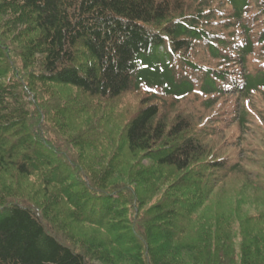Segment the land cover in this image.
Listing matches in <instances>:
<instances>
[{"label": "trees", "instance_id": "obj_1", "mask_svg": "<svg viewBox=\"0 0 264 264\" xmlns=\"http://www.w3.org/2000/svg\"><path fill=\"white\" fill-rule=\"evenodd\" d=\"M261 91L264 0H0V264H264Z\"/></svg>", "mask_w": 264, "mask_h": 264}, {"label": "rangeland", "instance_id": "obj_2", "mask_svg": "<svg viewBox=\"0 0 264 264\" xmlns=\"http://www.w3.org/2000/svg\"><path fill=\"white\" fill-rule=\"evenodd\" d=\"M138 102V97L131 96L128 99V109L130 111L135 110ZM244 102L250 114V127H248L247 135L245 136L247 137V144L251 146V151H246L244 154L246 157L248 155L253 157L249 160L252 163L246 166L251 169V171L259 170L262 173L260 177L264 178V166H260L264 165V157L260 154L258 155L260 157H257V153L264 150V91L254 92L249 98L244 99ZM125 103L127 104V100ZM238 188L241 189V184L238 185ZM220 203H224L227 208H233L231 209L233 213H235V211L244 215L254 213L262 210V204L264 205V193H254L252 190L248 189L238 190L231 186L219 188L208 203V205L212 204L213 207L208 208L207 205V209H205L203 213L215 211L214 206Z\"/></svg>", "mask_w": 264, "mask_h": 264}]
</instances>
